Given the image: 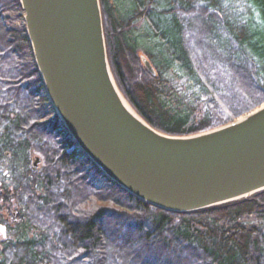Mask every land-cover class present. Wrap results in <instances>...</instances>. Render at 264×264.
Returning a JSON list of instances; mask_svg holds the SVG:
<instances>
[{
  "label": "trees",
  "instance_id": "1",
  "mask_svg": "<svg viewBox=\"0 0 264 264\" xmlns=\"http://www.w3.org/2000/svg\"><path fill=\"white\" fill-rule=\"evenodd\" d=\"M156 1L123 0L133 11L121 20L115 0H99L116 85L152 128L191 136L264 104V0H242L255 16L250 28L246 19H230L224 0H164L162 9ZM146 8L154 9L147 15ZM191 10L192 24L186 26L194 24L195 33H180L176 15ZM12 12H21L19 1L0 0V160L21 163L29 152L41 158L44 170L35 184L42 189H25L33 214L26 208L23 218L29 230L46 236L19 243L6 264H264V192L247 201L175 214L136 200L103 177L53 113L24 28L3 19ZM154 14L170 19L172 39L159 33ZM142 19L149 36L143 30L134 35L133 25ZM214 24L226 31L224 44L212 33ZM157 39L161 62L158 45L155 54L141 46ZM169 72L182 74L197 89L198 112L181 101L171 104V95L160 90Z\"/></svg>",
  "mask_w": 264,
  "mask_h": 264
},
{
  "label": "water",
  "instance_id": "2",
  "mask_svg": "<svg viewBox=\"0 0 264 264\" xmlns=\"http://www.w3.org/2000/svg\"><path fill=\"white\" fill-rule=\"evenodd\" d=\"M18 1L47 102L77 150L110 183L175 214L264 192V104L210 131L163 134L116 85L99 0Z\"/></svg>",
  "mask_w": 264,
  "mask_h": 264
},
{
  "label": "rangeland",
  "instance_id": "3",
  "mask_svg": "<svg viewBox=\"0 0 264 264\" xmlns=\"http://www.w3.org/2000/svg\"><path fill=\"white\" fill-rule=\"evenodd\" d=\"M167 1H169V3H171L173 1L174 2H179L180 0H167ZM240 1L241 2L236 1V0H227V1L224 0V1H222L221 5L225 6L226 9H228L229 17H230L231 20L236 21L238 18L246 19V22L248 23V27L249 28L253 27L252 21L254 20L255 16L252 14L251 9L249 7H247V5L244 4V2L242 0H240ZM115 2H117V3H115V6L117 7L118 12L121 13V15H119V17L121 18V20L126 19L127 16L129 14H131V12L133 11V7H131L128 3L124 4L123 0H115ZM164 6H165V1L164 0H157L156 1V7H158V9H162ZM156 7H154V8H156ZM153 9H152V11H153ZM156 10H157V8H156ZM144 11L146 12L147 15L152 12L149 8H146ZM191 13H193L192 10L188 14H187V12H185V13H177L176 18H177L178 22L182 25L181 28H183L180 31V33H195V31L192 28V27H194V24H193V26L191 28H190V26H188V27L186 26L187 22H190V25L192 24L191 19L193 18V14H191ZM3 19H8L9 22L12 24V26L23 27L21 12L20 13H15V12L9 13L8 15L4 16ZM143 19L139 20L135 25H133V31L135 33L134 34L135 36L141 35L140 32L142 30H143L142 31L143 35H145V36L146 35L149 36L150 33H151V29L149 28L148 25L145 24V22H143L144 21ZM152 19L154 20L156 25L159 27V30H158L159 33H162V35L165 34L168 39H172L171 38V33H175V30L171 26L170 19H165V18H163V17H161L160 15H157V14L152 15ZM240 19H239V21H240ZM212 33H215V37L218 39V43L219 44H222V43L224 44V33H226V31L220 25H215L214 26V31ZM160 40L161 39H157L155 41L152 40V41H150L148 43L145 42V43H142L141 46L144 47L148 52H151V53L155 54V51H156L155 46L158 45L157 58L156 59L158 61L160 60V62H161L163 54H162V46H161V41ZM153 63L155 65H157L155 63V61ZM164 77H165L164 79L167 82L165 83V85H163V86H161L159 88H160V90L165 91V92H167L168 94L171 95L169 97L171 104L174 105V103H179L181 101V102H183V104L186 107L189 106V110H190V108L194 109V111L196 109H200V107H201L200 102H195V97L197 95H199V93H198L197 89H195V88H193L191 86V82L186 80L184 78V76L182 74H180V73L172 74L171 72H169L168 74H165ZM169 98H167V100ZM41 121H43V120H41ZM33 154L37 155L35 153H33ZM34 157L35 156H33V155H31V157H30L29 154H27L26 160L22 161L21 164H20L22 169H24V170L27 169L26 171L29 172L30 171V167H31V163H32ZM17 163H19V162H17ZM13 164H14V162H12L9 159L5 160V161H1L0 160V169H3V170L8 169L9 170V167H11ZM43 170H44V165L42 163V169H41V172L39 173L38 176L41 175ZM10 179H11V177H10ZM10 179H7L6 184H5V182L0 184V189H2L0 191V195H1L2 199H3L2 201H3V203L5 201L6 204H8L7 208L9 210V212L6 215H4L3 217H9V218H10L11 214L16 211V207L13 206V202L15 200H13L12 198L10 200L8 199V197H10L11 192L13 191V189H9L13 185L10 182ZM35 180H36V177H35ZM3 189H6V190H3ZM17 194L19 196L20 203L27 204V202H25V197L27 195V193L25 195V189H21L20 192H17ZM6 204L4 203V205H2V206L4 207ZM29 204H27L26 206L20 205V212L21 213L23 212L24 215L26 213L25 209L29 208V207H30V213L33 214L32 207L29 206ZM43 229H45V230H42V231H46V227H43ZM20 232L25 233V229L24 230L20 229ZM3 233H4V231L1 229L0 230V234L4 235ZM39 234H41V233L39 232ZM44 235L46 236V233H44ZM4 238L6 239V237H4Z\"/></svg>",
  "mask_w": 264,
  "mask_h": 264
},
{
  "label": "flooded vegetation",
  "instance_id": "4",
  "mask_svg": "<svg viewBox=\"0 0 264 264\" xmlns=\"http://www.w3.org/2000/svg\"><path fill=\"white\" fill-rule=\"evenodd\" d=\"M40 123L45 124L46 120L40 121ZM4 155L6 159L9 158V154L5 153ZM31 155L35 157L31 163L29 172L26 171L27 169H22V167L20 166V162L14 163L11 167H9V170L0 169V184H2L3 182H5L6 184L7 179H10L11 177L10 182L13 185L9 189H13V191L11 192L10 197H8V199L10 200L12 198L13 200H15L13 202V206L16 207V211L11 214L10 218L3 217L9 212V210L7 208L8 204H6L5 201L4 203L6 205L4 207L2 206L4 205V203L0 195V230L2 229L4 231V235L0 234V264L8 263L7 255L12 253V249L18 246L19 243L24 242V240H41L42 238H44V235L42 236V234H39V232H35L27 228L23 218L24 213L20 212V205L26 206L29 203H20L19 196L17 194V192H20L21 189H42L39 187L38 184H35V177L37 179V176L39 175L42 169V161L37 155H34L32 152H29L30 157ZM1 190L2 189H0V191ZM20 229H25V233L20 232ZM4 237H6V239Z\"/></svg>",
  "mask_w": 264,
  "mask_h": 264
}]
</instances>
